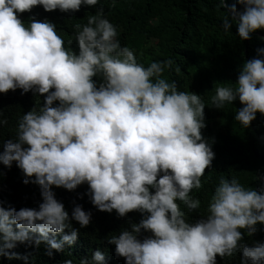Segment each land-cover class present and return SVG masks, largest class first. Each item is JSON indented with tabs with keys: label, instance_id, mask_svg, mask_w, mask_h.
I'll return each mask as SVG.
<instances>
[{
	"label": "clouds",
	"instance_id": "clouds-1",
	"mask_svg": "<svg viewBox=\"0 0 264 264\" xmlns=\"http://www.w3.org/2000/svg\"><path fill=\"white\" fill-rule=\"evenodd\" d=\"M236 3L242 10L218 0L216 7L225 9L220 27L227 33L235 24L240 40H247L264 29V0ZM98 4L85 23L73 24ZM34 6L53 10L56 18L25 23L19 14ZM62 26L74 29L67 42L57 31ZM256 52L243 62L235 86L216 84L211 97L216 109L238 99L242 107L234 119L243 128L257 112L264 115V47ZM173 64L172 57L138 62L100 0H0V93L43 94L42 104L18 118L15 136L2 142L0 163L11 168L15 162L22 182L36 184L42 201L38 208L0 206V255L27 262L30 253L10 251L18 243H43L49 256L73 244L78 229L71 221L87 226L91 210L74 203L69 214L53 186L74 190L86 183L96 209L142 215L105 239L115 246L106 255L96 249L79 264H216L217 255L237 251L239 264H264V182L256 189L220 175L204 200L207 213L190 215L201 207L192 192L202 187L215 153L201 132L202 96L162 78ZM7 122L0 119V125ZM241 229L249 237L257 232L259 241L241 242ZM142 230L149 235L141 239Z\"/></svg>",
	"mask_w": 264,
	"mask_h": 264
},
{
	"label": "trees",
	"instance_id": "trees-1",
	"mask_svg": "<svg viewBox=\"0 0 264 264\" xmlns=\"http://www.w3.org/2000/svg\"><path fill=\"white\" fill-rule=\"evenodd\" d=\"M100 2L105 5L107 18L117 25L121 44L135 50L138 62L147 66L152 61L172 57V69H165L162 78L175 80L180 90L195 91L205 102L206 126L201 132L211 143L215 156L211 168H206L205 171H208L201 178L202 187L193 189L192 195L201 200V207L199 212L194 211L190 215L196 217L207 213L204 200L207 198L208 202L220 175L227 178L236 176L245 187L258 189L264 182V115L257 112L250 125L243 128L234 119L236 110L242 107L238 99L223 109H216L211 107V97L215 94L216 84L235 86L243 62L257 56L258 47H264V39H261L264 29L255 30L247 40H240L235 24L225 33L220 27L225 9L216 7L218 0H116L115 7L108 6L111 0ZM225 2L236 4L237 9L242 10L236 0ZM97 7L99 4L87 6L84 17L83 13H79L80 20H75L73 24L85 23L87 15L94 14ZM52 11L34 6L31 11L19 15L27 23L30 18L41 21L45 18L55 19V14H49ZM68 24L70 22L65 25ZM57 31L67 42L74 29L62 26ZM70 47L78 51L75 41ZM177 65L179 72L175 71ZM39 103H43V94L37 96L31 90L23 95L20 89L0 93V119L6 117L8 121L0 125V151L3 150V140L15 136L18 118L35 104L39 106ZM22 180V171L15 162L11 168L0 163V206L11 205L17 210L21 207L38 208L42 201L38 186L31 182L24 184ZM87 188L86 183L74 190L53 186L56 198L64 204L69 214L74 203L80 204L84 210H91L87 226L80 227L77 221H71L73 227L78 229L73 244H64L61 251L53 249L49 256L43 243L28 247L18 243L10 251L22 255L30 253L29 260L25 262L23 259H8L0 255V264H62L66 259L79 264L81 258H90L96 249L106 255L107 250L115 246H109L105 239L129 227L131 222H139L142 214L130 211L126 216L119 217L115 210L111 213L98 210L91 204ZM260 225L257 223L256 227ZM69 232L70 229H64V233ZM241 232V242L251 244L254 240L259 241L257 232L251 237L244 229ZM62 235L56 234V238L60 239ZM146 235L149 233L142 230L139 238ZM261 240H264V236ZM240 255L239 251L232 257L221 258L217 255L216 264H239ZM113 256L116 257L115 254Z\"/></svg>",
	"mask_w": 264,
	"mask_h": 264
}]
</instances>
